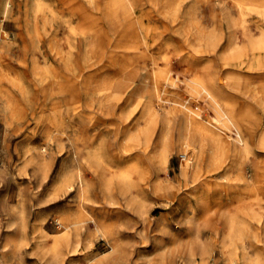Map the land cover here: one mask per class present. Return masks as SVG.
Returning a JSON list of instances; mask_svg holds the SVG:
<instances>
[{
  "label": "rangeland",
  "instance_id": "obj_1",
  "mask_svg": "<svg viewBox=\"0 0 264 264\" xmlns=\"http://www.w3.org/2000/svg\"><path fill=\"white\" fill-rule=\"evenodd\" d=\"M130 3L0 0V264H264V0Z\"/></svg>",
  "mask_w": 264,
  "mask_h": 264
},
{
  "label": "bare ground",
  "instance_id": "obj_2",
  "mask_svg": "<svg viewBox=\"0 0 264 264\" xmlns=\"http://www.w3.org/2000/svg\"><path fill=\"white\" fill-rule=\"evenodd\" d=\"M86 1H89V0H86ZM121 1H123L124 2V5H125V7H126V9H127V11H128V13H129V16L131 17V8H130V6H131V3H130V0H121ZM9 6H10V4H9ZM240 6V5H239ZM241 8V10L243 9L242 7H240ZM131 12V13H130ZM129 17V18H130ZM131 19V18H130ZM139 21V20H138ZM134 23L135 24H133V23H131V20H130V25L127 27V29H131V27H133V29H135L136 30V26H138L139 24L137 23V21L134 19ZM140 23V22H139ZM136 25V26H135ZM143 28V27H142ZM139 29H140V25H139ZM135 33H137V31H135ZM235 40H234V42H233V44H234V46H235ZM258 42V41H257ZM248 43L250 44L249 46H251V48H253L254 46H261L262 45V43L263 42H261V43H259V44H257L256 45V43H254L253 41H252V39H250L249 38V40H248ZM237 45V44H236ZM138 46V45H137ZM262 57V56H261ZM246 58V57H245ZM262 59V58H261ZM252 62H256V63H258V64H264V59L263 60H259V59H254ZM218 103H216V109L219 111V112H222V117H226V118H228V113L222 108V106H221V104H218ZM245 118V117H244ZM191 119H192V122L193 123H187L186 124V126H185V128H182V130H181V133H179V135H178V141L177 142H180V141H182V140H184L185 141V143H188L189 141H191L192 139H194V138H197V137H204L205 139H210V135L211 134H214V132L211 130V129H209L207 126H205L204 124H202V122L201 121H199V119L198 118H194V117H191ZM203 138V139H204ZM211 138H213V137H211ZM195 140V139H194ZM193 140V141H194ZM216 140V139H215ZM164 141V140H163ZM196 141V140H195ZM194 141V142H195ZM218 141V140H217ZM220 141V140H219ZM240 141V140H239ZM165 166V165H164ZM135 167V166H134ZM133 175H134V173H133ZM132 175V176H133ZM184 175V174H183ZM118 179H119V181L120 182H127V180H130V177L131 176H129L128 175V172L126 171V170H124V171H122V172H120L119 174H118ZM77 180H78V182L80 183L79 184V188H78V191L81 193V194H84L85 193V191H86V183L83 181V180H81L80 179V176H78V178H77ZM135 183V182H134ZM68 185V184H67ZM128 185V184H127ZM135 185V184H134ZM130 188V187H129ZM163 188H164V190H172L173 189V187H172V184H170L169 182H166V183H163ZM130 189H132V188H130ZM140 190H141V192L142 193H147L148 191H149V188H147V187H144V186H141L140 185Z\"/></svg>",
  "mask_w": 264,
  "mask_h": 264
},
{
  "label": "crops",
  "instance_id": "obj_3",
  "mask_svg": "<svg viewBox=\"0 0 264 264\" xmlns=\"http://www.w3.org/2000/svg\"><path fill=\"white\" fill-rule=\"evenodd\" d=\"M241 1H243V0H241ZM244 1H246V2H253L255 0H244Z\"/></svg>",
  "mask_w": 264,
  "mask_h": 264
},
{
  "label": "built area",
  "instance_id": "obj_4",
  "mask_svg": "<svg viewBox=\"0 0 264 264\" xmlns=\"http://www.w3.org/2000/svg\"><path fill=\"white\" fill-rule=\"evenodd\" d=\"M2 38H3V36H2V34H0V44H1Z\"/></svg>",
  "mask_w": 264,
  "mask_h": 264
}]
</instances>
